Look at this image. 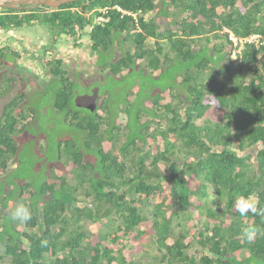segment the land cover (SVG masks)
Returning a JSON list of instances; mask_svg holds the SVG:
<instances>
[{"label":"trees","instance_id":"16d2710c","mask_svg":"<svg viewBox=\"0 0 264 264\" xmlns=\"http://www.w3.org/2000/svg\"><path fill=\"white\" fill-rule=\"evenodd\" d=\"M231 1L215 0L210 10L196 7L205 11L204 21L185 22L179 35L160 32L155 20L139 17L140 30L127 33L135 52L113 69V74L126 70L125 85L130 84L122 101L112 108L114 84L101 92L105 118L80 110L66 118L83 135L86 150L59 141L56 164L38 184L3 180L14 179L10 164L19 160L20 136L28 125L22 122L34 112L21 108L24 93L6 103L0 188L10 193L7 207L23 202L33 218L26 225L0 218V264H264V216H241L234 203L238 195H252L264 208V68L258 67L264 65V0L233 2L235 10L209 20L215 6ZM153 2L76 1L64 6L78 4L81 13H53L49 21L59 26L60 16L62 25L75 20L82 26L87 13L101 16L107 8L108 24L91 35L102 43L101 30L134 26L115 6L144 15ZM8 17L0 15V29L28 22L9 23ZM223 28L238 39L259 38L238 44L231 59L232 43ZM148 37L157 39L151 50L144 47ZM195 38L202 40L197 49ZM137 58H147L151 71L137 66ZM57 91L56 107L69 114L72 90ZM15 100L19 105L7 112ZM107 218L115 226L105 233L85 228ZM246 226L260 230L250 241L242 236ZM148 247L156 253L149 254ZM139 253L143 259L135 258Z\"/></svg>","mask_w":264,"mask_h":264},{"label":"flooded vegetation","instance_id":"af4514ba","mask_svg":"<svg viewBox=\"0 0 264 264\" xmlns=\"http://www.w3.org/2000/svg\"><path fill=\"white\" fill-rule=\"evenodd\" d=\"M233 2L239 6L243 5L241 0H232L231 7ZM213 3L215 0H154V9L144 15L118 9V6H115L122 14H128L133 18L134 26H130L129 31L125 29L120 31L113 28L114 26L111 27V33H107L106 29L101 30L98 33L102 43L94 41L91 35L94 33L97 35V29H103L108 24L109 18L104 16L107 10L101 12V16H93L92 12L87 13L82 26L75 20H72L68 26L62 25L58 16L55 18V23L59 26H55L52 21H49L53 13L67 10L81 13L79 5L71 4L66 7L64 5L68 3H65L51 7L17 4L11 8L1 7L0 15L13 16L12 21L8 17L9 23H14L16 20L28 22L21 26L10 25L6 29H0V89L6 87L21 91L22 88H26L28 93L21 91L24 94L27 93L26 98L25 96L22 98L21 104V108L25 111L27 108L24 107V102L36 89L43 90L52 86L69 89L72 90L70 92L72 94L71 108L73 106L79 109L84 108L87 110L86 114L97 113L105 118L107 106L104 108L105 98H100L102 96L100 92L114 84H119V87L125 85L126 70H122L120 74H113V69L120 59H126L128 55L135 52V44L127 37V33H133V31L136 33L140 30L139 17H143L145 21L155 20L160 25V32L176 31L179 35L180 25H184L185 22L204 21L205 11L196 12L194 10L196 7L201 11L204 8L210 10ZM252 4L251 1L248 5ZM233 8L228 10V6L224 8L217 5L209 16V20L218 21L220 16H226L230 11L235 10ZM222 33H224L223 30ZM110 38H113L112 45L108 42ZM156 40L153 37L146 38L145 49L154 48ZM159 41L165 42L163 47L166 49V39L161 38ZM133 61L137 66L151 71L148 67L146 68L147 58H137ZM153 75H156V72H153ZM54 109L56 111L53 114L64 113V121L67 122L66 118L69 114L56 106ZM1 111L0 114H3V110ZM34 113L35 111L22 123L33 122ZM1 119L3 117H0ZM12 165L10 164V167Z\"/></svg>","mask_w":264,"mask_h":264},{"label":"rangeland","instance_id":"374dc122","mask_svg":"<svg viewBox=\"0 0 264 264\" xmlns=\"http://www.w3.org/2000/svg\"><path fill=\"white\" fill-rule=\"evenodd\" d=\"M232 8L231 6H228V10ZM223 37H219L217 39H221ZM231 59H234L233 56ZM130 84L128 83L127 85L123 87H119V84H117V88L113 93V97L115 100L112 103V108H116V103L121 102L123 99V95L127 91V86ZM138 85V84H135ZM112 86V85H111ZM110 88V87H109ZM6 89L4 87L1 91ZM8 89V88H7ZM108 89V88H107ZM19 89H11L9 88V93L3 97V102L4 107L6 106V101H8L11 98V95L15 94L16 91ZM24 92H27L26 88H22ZM21 90V91H22ZM0 91V92H1ZM7 91V92H8ZM20 91V92H21ZM57 87H49L47 89L39 88L38 90L36 89V92H33V95H30V97H27L26 101L24 102V107L26 108H33L32 110L35 111L34 113V118L33 122L29 123L27 125L26 130L22 133L20 136V143H21V148L18 156V161L15 160V165L11 169L10 175L13 176L14 179H11L10 176L4 177L3 180L7 183H13L17 185L18 183H26V182H31L34 184H38L44 180V177L49 169L50 166H54L56 164V158H57V149H58V143L59 141L65 142V141H73L76 143V145L81 148L82 150H86L82 144L83 140V135L79 132V130H75L74 128L70 127L68 125V121L65 122L64 118L65 115L62 112H58L57 114H53L52 109L53 107L56 106V98H57ZM6 93V92H5ZM26 93V94H27ZM25 94V98H26ZM4 95V92L1 93L0 97ZM100 95L101 92H100ZM15 102H11L9 105V108L7 107V112L11 108H14V105L16 104ZM18 104V103H17ZM1 105V104H0ZM19 105V104H18ZM18 110V106L16 107ZM80 110L79 114H86L87 110L84 108L79 109V107L73 106L71 108V114L69 113V119H72V116L76 115L73 114L74 111ZM3 116L4 120V115L0 114V117ZM0 121V122H1ZM176 142L178 140L176 139ZM61 150V148H60ZM10 193L4 194L1 192L0 188V201L3 199V202L0 205V218L1 220H5V222H9L11 217H10V212L13 210L15 207L14 204L12 206L7 204H11L9 201L8 197ZM12 195V193H11ZM15 195V194H14ZM13 208V209H12ZM7 215V216H5ZM4 217V218H3ZM10 219V220H9ZM2 220V221H3ZM115 226V222L113 219L107 218L104 219L100 222H92L87 225H85V228L87 230L93 231V232H107L112 227ZM149 254H155V249L154 247H148ZM142 254L139 253L135 255V258H142ZM152 257V256H151ZM143 259V258H142ZM151 260V259H150Z\"/></svg>","mask_w":264,"mask_h":264},{"label":"clouds","instance_id":"9594fccd","mask_svg":"<svg viewBox=\"0 0 264 264\" xmlns=\"http://www.w3.org/2000/svg\"><path fill=\"white\" fill-rule=\"evenodd\" d=\"M224 29L226 28H223V31ZM258 67L259 69L264 68V65ZM234 203L236 211L239 212L241 216H245L248 213L264 216V208L259 207V201L255 196L238 195L236 196ZM10 217L13 221L21 225H26L32 220L33 213L28 205L23 202H18L11 211ZM259 231L260 230L255 226H246L243 228L242 236L250 241ZM41 245L46 246L47 240H42Z\"/></svg>","mask_w":264,"mask_h":264},{"label":"water","instance_id":"95a60500","mask_svg":"<svg viewBox=\"0 0 264 264\" xmlns=\"http://www.w3.org/2000/svg\"><path fill=\"white\" fill-rule=\"evenodd\" d=\"M76 0H0V8L6 7L11 8L15 7L17 4H33L34 6L46 5V6H59L61 4L74 2ZM262 147L261 144L254 146V151L259 150Z\"/></svg>","mask_w":264,"mask_h":264},{"label":"built area","instance_id":"2783aa9c","mask_svg":"<svg viewBox=\"0 0 264 264\" xmlns=\"http://www.w3.org/2000/svg\"><path fill=\"white\" fill-rule=\"evenodd\" d=\"M118 9H120L119 7H117ZM107 10V8H103L101 9V12H105ZM224 32L227 33V38L230 40V42L232 43V47H233V51L231 52L232 53V56L235 57V49L234 47H236L238 44H244L245 42H255V41H258V38H259V35L258 34H254V35H251V36H248V37H245V38H242V39H238L234 34L233 32H231L230 30L228 29H224Z\"/></svg>","mask_w":264,"mask_h":264},{"label":"crops","instance_id":"0c3cea01","mask_svg":"<svg viewBox=\"0 0 264 264\" xmlns=\"http://www.w3.org/2000/svg\"><path fill=\"white\" fill-rule=\"evenodd\" d=\"M195 39H197V44H198V45L195 46V48L197 49V48L199 47V44L202 43V40H199L200 38H195ZM162 44L165 45V42H162ZM6 89H7V88H6ZM0 90H2V89H0ZM8 90H9V89H8ZM31 90H32V89H31ZM11 91H12V88H11ZM19 91H20V90L16 91L15 94L11 95V98H10L8 101H10L14 95H16V94H18V93H24V92H19ZM35 92H36V91H35ZM8 93H9V91L6 92L2 97H0V104H1V105H0V112H2L1 110H3V108H4V107H3V106H4V105H3V102H4V101L1 102V100H3V97L6 96ZM32 94H34V93H32ZM32 94H31V95H32ZM8 101H6L5 103H7ZM53 108H54V107H53ZM28 109H31V108H27V110H28ZM32 109H33V108H32ZM32 109H31V110H32ZM33 110H34V109H33ZM55 111H56L55 109H52V112H53V113H54ZM122 116H123V114H122L120 117H122ZM1 120H2V119H1ZM1 120H0V121H1ZM11 164L15 165L16 163L13 162V161H11ZM13 165H12V167H14Z\"/></svg>","mask_w":264,"mask_h":264}]
</instances>
